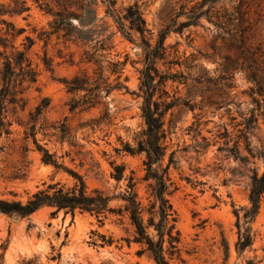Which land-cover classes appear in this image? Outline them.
Returning <instances> with one entry per match:
<instances>
[{
    "label": "rangeland",
    "instance_id": "1",
    "mask_svg": "<svg viewBox=\"0 0 264 264\" xmlns=\"http://www.w3.org/2000/svg\"><path fill=\"white\" fill-rule=\"evenodd\" d=\"M25 1L29 11L14 17L3 16L17 28H24L16 38V45L25 35L36 37L52 20L36 2ZM243 1L242 7L252 25V41L264 49V0ZM135 2L152 32L153 42L158 30L169 23L175 12L181 11L180 4L184 0H116V7L120 9ZM0 3L6 5L8 0H0ZM239 3L240 0H219L215 9L224 7L231 12ZM98 13L103 16V7H99ZM184 19L180 16L177 21ZM108 21L114 34L112 47L105 55L109 60L123 62L120 81L126 89H113L107 95L101 90L99 104L89 109L82 110L80 106L70 112V100H83L87 95L84 91L69 93L65 85V80L82 71L95 78L93 65L80 62L83 48L63 44L53 37L46 47L47 54L53 57L52 71L46 70L41 62L45 50L42 42L37 41L30 50L33 62L38 63L39 74L37 82L25 92V109L16 115L9 114L13 120L11 134L0 137L1 199L25 201L51 181L66 185L73 182L64 170H56L41 161V153L32 138L24 141V128L15 121L16 118L25 121L28 112L45 97L50 101L45 114L47 122L60 125L66 119L68 134L60 140L51 135L52 129L45 135L38 131V144L54 153L62 166L82 175L89 189L100 188L111 194L124 187L125 180L117 184L111 177L112 164H124L125 176L131 170L137 179L143 176L144 154L131 155L124 149L127 144H135L145 127L139 91V70L144 54L137 45V34L133 36L136 43L131 42ZM217 34L214 22L202 16L196 26L185 28L182 33L171 31L165 45H176L182 58L190 54L197 56L196 62L208 70L210 77L216 78L221 59L212 46L220 44ZM58 50L64 57L58 56ZM70 54L72 63L65 61L70 59ZM175 69L188 72L184 66ZM105 75H109L108 72ZM114 77L110 75L109 81L114 82ZM176 85L167 86L170 95L186 99L187 87ZM234 85L221 94L212 88L202 95L198 93L190 101L193 109L178 105L172 110V116H166L165 128L169 124L171 128L163 164L172 153L169 174L176 189L170 199L178 216L180 233V258L173 264H264V194L258 213L249 225L253 236L251 247L236 249V212L243 228L251 176L253 171L260 174L264 168V123L259 119L256 128L247 134L246 142L238 139L236 124L242 120L240 114L250 110L251 97L250 84L242 73H236ZM207 95L215 103L208 104L207 99L201 102ZM137 190L140 196H145V183H139ZM50 210L43 207L29 217L16 219L0 213V264H20L22 259L32 257L37 258L36 264H154L147 254H136V244L127 245L125 238L130 236L132 228L125 218L109 216L99 225L96 218L87 213H76L72 217L60 212L52 217ZM108 237L112 238V243L101 246L102 238Z\"/></svg>",
    "mask_w": 264,
    "mask_h": 264
},
{
    "label": "trees",
    "instance_id": "2",
    "mask_svg": "<svg viewBox=\"0 0 264 264\" xmlns=\"http://www.w3.org/2000/svg\"><path fill=\"white\" fill-rule=\"evenodd\" d=\"M37 6L52 17L48 28H41L36 37L25 35L21 43L15 44L16 38L24 32L3 16L14 17L29 11L25 0H8L0 3V137L11 134L13 120L9 114L16 115L26 107V90L37 82L39 74L38 63L33 62L29 52L37 41L45 48L41 62L48 71L53 70V57L47 54L46 47L54 37L63 44H75L83 48L80 62L93 65L95 78L92 79L86 71L65 80L69 93L85 92L83 100L71 99L69 111L77 107L82 110L99 104L100 91L105 95L113 89L126 86L120 81L123 62L107 59L105 53L112 47L113 31L110 30V20L116 30L127 40L135 42L143 50V66L139 70V91L142 98L140 110L145 127L135 139L134 145H126L124 149L131 155L144 154L142 161L144 174L140 179L131 170L125 176L124 164H112L111 177L118 184L125 180L124 187L118 192L108 194L100 188L89 189L83 176L67 169L57 162L55 154L38 144L36 133L44 135L52 129L51 135L64 140L68 134L66 119L60 125L49 124L45 114L49 108L48 98H42L33 110L28 112L25 121L18 118L15 121L24 128V141L32 138L36 149L41 153V161L52 165L56 170L67 172L73 182L66 185L61 181H51L42 189L32 193L25 201L18 199H1L0 213L12 218H26L37 210L48 207L50 216L55 217L60 212L64 216H74L76 213H87L94 216L99 223L109 216L125 218L132 228L130 236L125 238L127 245L134 243L138 246V256L147 254L154 264H173L180 258V233L177 228L178 216L171 202L175 184L172 181L169 168L173 165L172 153L163 164L166 154V138L171 124L165 128L166 116H172V110L178 105L194 108L190 101L214 89L218 93L235 87L236 73H242L250 84L248 94L251 97V108L248 113L240 114L242 120L236 124L238 139L246 142L247 134L258 125L259 119L264 123V49L252 41L253 32L247 11L242 7L244 1L228 11L224 7L215 9L219 0H184L180 4V12H175L169 23L161 27L153 39L139 5L135 2L122 8L116 7V0H33ZM103 7V16L98 9ZM185 19L177 21L178 17ZM204 16L214 22L218 30L216 39L219 45H213V50L219 53V76L208 75V70L198 64L197 56L181 57L176 45L166 46L165 39L173 31L182 33L185 28L196 26ZM136 43V42H135ZM20 46L22 48H20ZM168 48L172 49L168 51ZM58 56L64 57L58 50ZM70 59L65 60L72 63ZM163 66L164 69H161ZM184 66L188 72L175 69ZM108 72L109 75H105ZM115 75L113 81L109 76ZM183 84L187 87L186 99L170 95L167 86ZM212 88V89H211ZM208 104H213L210 96ZM171 122V119L169 120ZM60 131V132H59ZM238 143V142H235ZM248 146V144H246ZM1 150V147H0ZM24 151L27 146L24 145ZM251 156L252 151L247 148ZM145 183V196L138 194L137 186ZM120 188V187H119ZM264 194V168L259 174L253 171L248 191L249 206L244 209L243 228L238 221L237 250L249 248L253 242L251 227L255 219L262 195ZM114 202V205L111 203ZM112 238H102L101 246L110 245ZM59 256V253H58ZM2 255H0V258ZM36 257L22 259L20 264H36ZM55 259V256H52Z\"/></svg>",
    "mask_w": 264,
    "mask_h": 264
}]
</instances>
